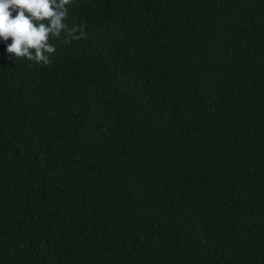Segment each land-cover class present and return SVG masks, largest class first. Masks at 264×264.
I'll use <instances>...</instances> for the list:
<instances>
[{
  "label": "trees",
  "instance_id": "obj_1",
  "mask_svg": "<svg viewBox=\"0 0 264 264\" xmlns=\"http://www.w3.org/2000/svg\"><path fill=\"white\" fill-rule=\"evenodd\" d=\"M68 9L0 38V264H264V0Z\"/></svg>",
  "mask_w": 264,
  "mask_h": 264
},
{
  "label": "clouds",
  "instance_id": "obj_2",
  "mask_svg": "<svg viewBox=\"0 0 264 264\" xmlns=\"http://www.w3.org/2000/svg\"><path fill=\"white\" fill-rule=\"evenodd\" d=\"M71 3L72 0H0V38H12L7 45L9 57L47 65L56 51L50 42L53 37L59 39L63 34V43L82 38L83 29L70 28L67 23Z\"/></svg>",
  "mask_w": 264,
  "mask_h": 264
}]
</instances>
